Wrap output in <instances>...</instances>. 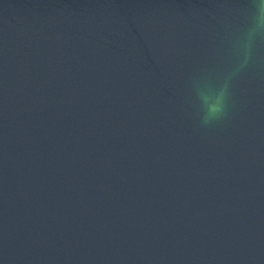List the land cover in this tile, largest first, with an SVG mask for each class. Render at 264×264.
Returning <instances> with one entry per match:
<instances>
[{
  "label": "water",
  "instance_id": "95a60500",
  "mask_svg": "<svg viewBox=\"0 0 264 264\" xmlns=\"http://www.w3.org/2000/svg\"><path fill=\"white\" fill-rule=\"evenodd\" d=\"M253 0H0V264H264Z\"/></svg>",
  "mask_w": 264,
  "mask_h": 264
},
{
  "label": "clouds",
  "instance_id": "9594fccd",
  "mask_svg": "<svg viewBox=\"0 0 264 264\" xmlns=\"http://www.w3.org/2000/svg\"><path fill=\"white\" fill-rule=\"evenodd\" d=\"M253 5L256 12L252 22L234 42L237 62L216 92L215 98L213 99L206 92L198 90L201 102L205 107V114L202 117L205 124L214 120H220L226 115L230 81L253 63L255 40L258 36H264V0H253Z\"/></svg>",
  "mask_w": 264,
  "mask_h": 264
}]
</instances>
